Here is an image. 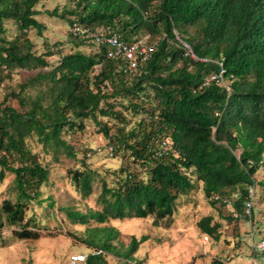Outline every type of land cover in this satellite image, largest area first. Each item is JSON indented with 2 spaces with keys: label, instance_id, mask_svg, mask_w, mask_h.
<instances>
[{
  "label": "trees",
  "instance_id": "trees-1",
  "mask_svg": "<svg viewBox=\"0 0 264 264\" xmlns=\"http://www.w3.org/2000/svg\"><path fill=\"white\" fill-rule=\"evenodd\" d=\"M40 1L0 0V80L18 68H39L0 100V182L7 173L13 175V196L0 201V241L5 240L4 229H11L19 240L40 236L35 215L26 211L32 201H42L40 187L48 180L49 168L27 139L35 136L45 153L74 157L62 133L82 128L87 118L101 125L104 136L113 141L112 156L122 150L126 163L122 160L113 171L111 185L101 178L99 208L58 207L71 222L152 215L157 226L172 216L178 197L199 183L213 205L217 202L212 195L227 196L239 188L231 205L240 211L264 162V0H69L61 11L45 10L50 16H68L70 23L76 18L89 28L109 29L123 40H138L142 30L157 36L150 43L154 45L150 58L132 73L121 70L120 60L107 59L103 47L71 33L78 40L74 46L91 44L92 52L70 50L54 64L48 63L46 54H36L25 34L34 29L41 36L45 30L36 18ZM5 20H13L21 35L7 39ZM180 40L198 58L208 60L186 55ZM218 62L228 87L202 85L205 77L220 70ZM29 87L33 93L26 92ZM121 106L148 114L135 127H118L112 136L98 117L123 122L122 110L115 109ZM155 136L171 141L168 155L152 156ZM130 162L142 165L145 176L131 170ZM81 165L69 175L86 197L96 172ZM197 227L220 239L221 222L213 216L201 217ZM118 233L113 226H87L82 241L94 252L82 264H108V254L124 259L123 264H141L133 254L147 236L131 235L120 250L113 242ZM208 264L226 261L214 256Z\"/></svg>",
  "mask_w": 264,
  "mask_h": 264
},
{
  "label": "rangeland",
  "instance_id": "rangeland-1",
  "mask_svg": "<svg viewBox=\"0 0 264 264\" xmlns=\"http://www.w3.org/2000/svg\"><path fill=\"white\" fill-rule=\"evenodd\" d=\"M68 5L69 0H41L36 5L40 10L36 18L45 24V30L41 36L37 35L34 29L25 34L34 43L33 51L36 54H46L45 58L49 64L56 63L62 53L70 50H93L91 44L74 46L78 40L69 32L68 16L60 18L45 12L55 7L61 11ZM4 25V36L7 39L21 35L13 20H5ZM190 31L193 32L194 28H190ZM136 37L149 44L157 39V36H151L143 30ZM37 70L39 68H18L10 76L2 77L0 100L11 89L17 90L18 85ZM26 92L33 93L34 89L29 87ZM7 100L10 104L18 106L15 99ZM115 109L122 110L125 115L123 122L98 117L103 123H107L112 136L118 134V127L124 126L125 130L135 127L138 121L148 114L146 111H133L123 106ZM149 109L151 108L148 107ZM82 123V128L65 129L62 133L67 143L72 145L74 157L66 156L63 152L57 155L53 151L45 153L35 136L27 139L32 151L36 152L39 160L49 168L48 180L40 187L42 201H32L26 211L28 215H35L40 236L37 239L19 240L11 235V229H4L5 240L0 241V264H69L72 255L94 252L93 248L82 241L85 228L104 225L113 226L119 231L117 239L113 242L120 250L128 244L131 235L137 238L147 236L133 254L141 264H205L204 257L210 254L221 257L226 264H264V245L258 246L264 240V162L254 175V185L250 187L254 192L251 217L244 211L243 206L240 211L233 209L231 204L215 203L218 208L214 207L203 194L199 183L188 194L178 197L172 216L161 220L157 226L152 224V215L145 218H109L103 222L90 220L87 224L71 222L58 207L66 206L81 211L88 207L99 208L96 198L100 191L101 178L111 185L113 171L120 166L122 160L126 163L122 150L114 156L108 154V146L112 145L113 141L104 136L100 124L90 118L83 119ZM82 163L96 172L91 193L86 197H82L76 190L69 175L70 170L81 169ZM129 168L138 175L145 176L142 165L130 162ZM12 177V174L7 173L0 182V201L2 198L13 196ZM232 192L225 196L230 195L228 198L236 200L240 195L239 188ZM50 202L53 205H50ZM215 209L223 213L221 236L218 241L208 236L206 241L203 239L205 234L203 235L197 227V221L207 214L213 213L217 216ZM105 258L108 264L124 262V259L110 254Z\"/></svg>",
  "mask_w": 264,
  "mask_h": 264
},
{
  "label": "built area",
  "instance_id": "built-area-1",
  "mask_svg": "<svg viewBox=\"0 0 264 264\" xmlns=\"http://www.w3.org/2000/svg\"><path fill=\"white\" fill-rule=\"evenodd\" d=\"M69 32L86 43H93L98 47H103L105 52V57L107 59H118L120 60V68L124 73H132L137 69L140 63L148 60L154 51V45L144 42L142 40H123L120 38L119 34L109 29L104 28H89L80 24L76 18H72L69 25ZM177 39H179L176 36ZM181 41V40H180ZM182 47L185 50L186 55H190L194 59H200L201 61H207L208 58H198L191 46L181 41ZM220 70L218 72H211L207 77H205L202 85H207L210 82H214L218 85L228 87L225 79L223 78L224 69L220 62ZM153 153L152 156L168 155L171 150V141L168 138L161 136H155L153 138ZM113 148L111 145L108 146V154L112 156ZM253 189L250 188L249 195L245 198L243 208L244 211L250 216L252 212V198ZM211 200L219 204H232V200L228 197L214 194L211 196ZM235 214V213H233ZM251 217V216H250ZM204 240L208 241V236L205 235ZM264 245V240L258 246ZM99 252V251H95ZM87 255L75 254L69 259V264H80L83 263Z\"/></svg>",
  "mask_w": 264,
  "mask_h": 264
},
{
  "label": "crops",
  "instance_id": "crops-1",
  "mask_svg": "<svg viewBox=\"0 0 264 264\" xmlns=\"http://www.w3.org/2000/svg\"><path fill=\"white\" fill-rule=\"evenodd\" d=\"M214 207H216V208H218L217 206H215L214 205ZM221 209V208H220ZM227 209H229L230 210V208H227ZM216 211H217V216L216 215H214L213 213L212 214H207V215H211V216H213V220H216V221H219V222H221L222 221V218H223V213L220 211V210H218V209H215ZM220 211V212H219ZM221 213V214H220ZM218 218H220V219H218ZM204 235V234H203ZM203 255V254H202ZM215 255H208V256H205L204 258H206V262H205V264H208L209 263V261H210V259L212 258V257H214Z\"/></svg>",
  "mask_w": 264,
  "mask_h": 264
}]
</instances>
